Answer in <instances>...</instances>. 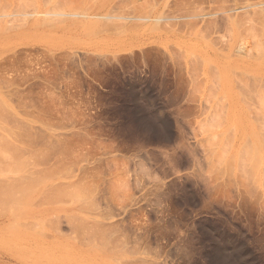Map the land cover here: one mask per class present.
<instances>
[{
  "label": "rangeland",
  "instance_id": "rangeland-1",
  "mask_svg": "<svg viewBox=\"0 0 264 264\" xmlns=\"http://www.w3.org/2000/svg\"><path fill=\"white\" fill-rule=\"evenodd\" d=\"M262 21L264 0H0V169L48 175L19 204L24 166L1 170L24 176L0 264H264Z\"/></svg>",
  "mask_w": 264,
  "mask_h": 264
},
{
  "label": "bare ground",
  "instance_id": "bare-ground-1",
  "mask_svg": "<svg viewBox=\"0 0 264 264\" xmlns=\"http://www.w3.org/2000/svg\"><path fill=\"white\" fill-rule=\"evenodd\" d=\"M262 20H263V19H262ZM262 23H263V24H261V25L264 26V21H262ZM260 27H261V26H260ZM260 27H259V28H260ZM256 28H257V27H256ZM259 28H258V29H259ZM260 30H262V29H260ZM260 30H259V31H260ZM255 31H256V30H255ZM255 33L257 34V32H255ZM259 33H260V32H259ZM259 35H260V34H259ZM262 35H263V33H262ZM262 39H263V38H262ZM263 42H264V41H263ZM263 42H262V43H263ZM262 45H263V44H262ZM261 52H262V51H261ZM262 53H264V51H263ZM253 69H254V68H253ZM253 69H252V72H253ZM248 71H249V70H248ZM254 72H255V71H254ZM0 102H1V103H0V108H1L0 111H2V107H3L4 103H2V101H0ZM1 105H2V106H1ZM5 106H6V105H5ZM8 109H9V107H8ZM8 109H6V111H7ZM3 111H4V107H3ZM1 118H2V117H0V119H1ZM2 119H4V118H2ZM4 120H5V119H4ZM4 122H5V121H4ZM2 123H3V122H2ZM0 124H1V122H0ZM1 125H3V124H1ZM1 125H0V128H2ZM3 126H4V125H3ZM6 127H7V126H6ZM6 127H5V128H6ZM5 128H2V129L5 130ZM7 128L9 129V125H8ZM11 129H13V128L11 127ZM13 131H15V129H13ZM5 132H6V131H5ZM8 132H10V131H8ZM11 133H12V132H11ZM13 133H15V132H13ZM19 133H20V132H19ZM19 133H18V134H19ZM28 134H29V133H28ZM28 134H27V135H28ZM31 134H32V133H31ZM19 135H20V134H19ZM13 137H14V136H13ZM15 138L17 139V137H15ZM30 138H31V137H30ZM19 139H20V136H19ZM33 139H34V138H33ZM3 140H4V139L2 138V141H3ZM16 141H19V140L17 139ZM16 141H15V142H16ZM20 141H21V140H20ZM22 141L24 142L25 140H22ZM22 141H21V142H22ZM3 142H4V141H3ZM6 143H7V144H6ZM24 143H25V142H24ZM16 144H17V143H16ZM19 144H20V143H19ZM1 145H3V147L6 145V146L4 147L5 150H7L8 147H10V148L13 149V150L15 149V145H14V146H13V145L10 146L8 142H4V144L2 143ZM1 145H0V148H2ZM7 145H8V146H7ZM21 146H22V145H21ZM12 147H13V148H12ZM6 148H7V149H6ZM20 148H21V147H20ZM2 149H3V148H2ZM25 149H26V148H25ZM15 150H17V149H15ZM65 150H66V149H65ZM8 151H9V150H8ZM19 151H20V149H19ZM31 151H32V150H31ZM11 152H12V150H11ZM14 152H15V151H14ZM22 152H23V151H22ZM30 153H31V152H30ZM43 153H44V152H43ZM14 154L17 155V156H18V155L20 156L19 153H14ZM32 154L34 155L35 153H32ZM36 154H37V153H36ZM1 155H2L4 158L1 157ZM38 155H39V154H38ZM38 155H36V156H38ZM40 155H42V154H40ZM29 156H31V155H29ZM5 157H6V155H5L4 153H2V154L0 153V159H1V158L5 159ZM7 157H8V156H7ZM7 157H6V159H7ZM15 157H16V156H14V158H15ZM20 157H21V156H20ZM23 158H25V156H24ZM23 158H22V159H18V158L16 157L14 160H13V159L10 160V161H9L10 163L7 162V164H5V165H6V166H5L6 168L4 167V170H3V169H0V172L5 171V169L8 170L11 166H10V167H7V165H11V164H12V167H13V168L11 167V169H14V170H15V169L18 170V168H17L16 166H19V167H21V168L24 166V169H23V170H24V172H25V168H26V167H25V166H26V160L29 159V158H27V159H23ZM8 159H9V158H8ZM12 161H13L15 164H14ZM16 161H17V162H16ZM32 161L34 162V160H32ZM11 162H12V163H11ZM29 162H30V161H27V165H28ZM35 162H36V161H35ZM31 163H32V162H31ZM36 163H37V162H36ZM33 164H34V163H33ZM0 165H1V164H0ZM1 166H2V165H1ZM1 166H0V167H1ZM35 166H36V165H35ZM29 167H30V166H29ZM31 167H33V166H31ZM11 169H10L9 171H11ZM19 169H20V168H19ZM29 169H30V168H29ZM29 169L26 168V171L29 170ZM31 169H32V168H31ZM1 170H3V171H1ZM14 170L11 171V172H14ZM16 170H15V172H16ZM33 170H34V169H33ZM29 171H30V170H29ZM29 171H28L27 173H26V172L24 173V174H25V178H24V179H25V180H24L25 183H24V182H23V183L26 185V187H25V185L22 186V190H23L22 192H23L24 195H22V196L20 195V196L22 197V199H19V201H18L19 204H20V201H21V200H22V201L25 200V199H26V200H29V199H30L29 197L31 196V195H28L29 192H30V190H31L30 188H35V186H36L39 182L41 183V181H42L45 177L48 176V175L44 174V175H46V176L43 175L44 178L41 177L42 179H41V178L38 179V178H37L38 176L35 177V176H33L32 173H30V175H32V176H29V175H28V174H29ZM17 172H18V171H17ZM19 172H20V170H19ZM30 172H31V171H30ZM32 172H33V171H32ZM21 173H22V170H21ZM34 173H35V172H34ZM17 174H18V173H16V175H17ZM22 174H23V173H22ZM18 175H19V174H18ZM18 175H17V176H18ZM35 175H36V174H35ZM14 176H15V175H14ZM14 176H12L13 178L10 177V176H8V178L4 177V179L0 176L1 179H2V180L0 179V203L3 202V203H1V206H2V204H4V203L8 204V203L6 202V200L12 198L11 200H9V202H10L9 205L11 206V205L13 204L12 202H14L15 198L20 197V196H18L19 194H17V191H19V190L21 189L22 178H23L24 175H20V177H19V176L17 177V178H20L21 180H20V179H17V178H14ZM21 176H22V177H21ZM11 178H12V179H11ZM40 179H41V180H40ZM39 180H40V181H39ZM42 182H43V181H42ZM35 183H36V184H35ZM29 185H30V187H29ZM39 185H41V184H38V186H39ZM32 186H33V187H32ZM24 187H25V188H24ZM27 188H28V189H27ZM14 190H15V191H14ZM16 190H17V191H16ZM20 191H21V190H20ZM14 192H15V194H14ZM68 193H69V192H68ZM12 194H13L14 196H12ZM3 195H4V196H3ZM9 195H11V197H10ZM15 195H16V196H15ZM76 195H77V194H76ZM5 196H9L10 198H9V197L7 198V197H5ZM28 198H29V199H28ZM4 199H5V202H4ZM12 200H13V201H12ZM11 201H12V202H11ZM22 201H21V203H22ZM11 203H12V204H11ZM9 205H8V206H9ZM4 206H6V205H3V207H4ZM8 206H6V207H8ZM12 206H13V208H14V206H15L14 209H16V210L19 208V206H18L16 200H15V202H14V205H12ZM6 207H4V208H6ZM8 209H9V208H8ZM13 211H14V210H13ZM0 212H1V211H0ZM11 212H12V211H11ZM4 214H5V213H4Z\"/></svg>",
  "mask_w": 264,
  "mask_h": 264
}]
</instances>
